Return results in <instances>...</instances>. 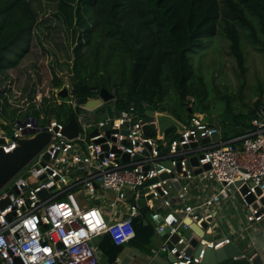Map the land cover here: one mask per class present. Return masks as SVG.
<instances>
[{
    "label": "built area",
    "instance_id": "1",
    "mask_svg": "<svg viewBox=\"0 0 264 264\" xmlns=\"http://www.w3.org/2000/svg\"><path fill=\"white\" fill-rule=\"evenodd\" d=\"M108 105L111 115L104 107L102 119L92 113L95 109L79 106L73 114L77 134L72 138L63 133L66 123L55 119L40 126L38 118L26 116L16 120L10 130L0 120V149L5 153L14 150L20 138L33 135L31 130L36 133L46 128L51 133L48 143L0 188V201H8L0 207V264H98L93 239L106 233L116 245L130 241L140 198L151 209L156 232L165 235L160 250L173 257L170 264H204L206 247L219 248L230 242L229 237H203L212 233L214 209L230 197H238L249 223L264 218V109L251 120L248 132L224 140L218 128L198 112L191 114L187 124L178 120L181 130L166 127L158 134L155 115L162 112L152 109L153 120L144 121L145 111L150 109L147 103L130 101L118 112ZM146 123L155 126L151 136L143 132ZM170 128L175 132L162 144ZM214 133L219 135L216 141L201 142ZM164 147L169 150L161 153ZM192 156L197 158L196 166L189 164ZM162 174L169 176L160 178ZM153 178L156 180L145 184ZM7 184L10 186L4 190ZM76 188L98 193L96 198L105 202L113 220L106 221L98 205L81 206ZM250 194L253 200L248 202ZM127 198L133 203L126 204L125 216L119 218L118 204ZM192 225L201 229L196 236L200 250L195 255L186 252L195 235L180 233ZM172 236L175 240L169 245Z\"/></svg>",
    "mask_w": 264,
    "mask_h": 264
},
{
    "label": "trees",
    "instance_id": "2",
    "mask_svg": "<svg viewBox=\"0 0 264 264\" xmlns=\"http://www.w3.org/2000/svg\"><path fill=\"white\" fill-rule=\"evenodd\" d=\"M33 2L0 0V82L1 75L15 68L29 52L39 25ZM58 9L62 21L75 34L81 27L70 63L68 97L62 98L70 106V115L104 87L114 93V100L108 104L116 112L126 108L130 101H143L150 109L179 121L188 120L192 113H201L210 125L216 126L204 78L195 72L188 52L201 48L203 41L212 38L218 29L241 69L245 62L244 39L264 52V0H80L74 10L62 3ZM51 82L58 89L63 86L56 76ZM33 88L24 93L30 101H34V95L30 96L31 91H36ZM15 93L9 94L5 102L0 99V107L8 103L20 109L27 103L26 97ZM261 109L263 96L246 113L234 116L239 129L222 138L227 140L248 132L251 120ZM137 219L138 216L133 221L134 237L149 241L155 233L153 225ZM99 246L109 261L115 259L119 246L108 234Z\"/></svg>",
    "mask_w": 264,
    "mask_h": 264
},
{
    "label": "rangeland",
    "instance_id": "3",
    "mask_svg": "<svg viewBox=\"0 0 264 264\" xmlns=\"http://www.w3.org/2000/svg\"><path fill=\"white\" fill-rule=\"evenodd\" d=\"M79 1L34 0L33 5L39 13V25L32 36L29 52L15 68L6 70L1 75V101L5 102L9 94L16 95L15 91L28 100L20 109L13 108L8 103L1 105L0 120L6 123V126H2L7 130L13 127L16 120L26 116L38 118L40 126H45L49 119L65 123L69 118L70 106L64 99L56 97L58 87H55L57 84L51 80L56 76L63 83L62 87L67 89L71 84L70 63L77 44L76 36L81 27L76 29L75 34L74 29L62 21L63 16L58 4L72 6L74 10ZM74 26L76 27V24ZM243 49L245 62L244 69H241L229 50L227 39L218 29L212 38L203 41L201 48L188 52L195 72L204 78L210 114L221 137L229 136L239 129L233 121L236 114L246 113L259 97H264V52L254 48L245 39ZM34 86L36 91L34 93L31 91L30 96L33 94L36 102L33 99L30 101L28 94H24ZM40 99L42 102L39 104ZM105 105L92 112L97 119L104 118ZM223 121H225L224 126ZM181 122L187 124V120L181 119ZM90 130L91 128L87 129V132ZM174 132V128L167 129L165 139L161 143L169 142ZM20 175L21 172L15 179ZM9 186L10 184H7L4 190ZM97 195L98 193L88 194L82 189L81 192L76 193V199L81 206L83 203L102 206V212L105 214L108 210L103 201H98ZM228 200L232 201L231 198ZM234 200L239 202L237 197ZM239 204L243 206L240 202ZM146 213L148 214V211ZM180 232L186 233L183 230Z\"/></svg>",
    "mask_w": 264,
    "mask_h": 264
},
{
    "label": "water",
    "instance_id": "4",
    "mask_svg": "<svg viewBox=\"0 0 264 264\" xmlns=\"http://www.w3.org/2000/svg\"><path fill=\"white\" fill-rule=\"evenodd\" d=\"M56 95L60 98L68 97V91L66 87H61L57 90ZM114 93L109 91L108 89L102 87L100 88L98 94L95 97H89L84 103L79 104L81 108L94 110L109 101L114 99ZM106 114L108 116L111 115L110 106H105ZM146 117L144 121H152L153 120V110L149 109L145 111ZM189 113H191V107L189 106ZM158 134H162V132L166 129V127H175L178 130H181L183 127L180 122L174 118L172 115L167 113H157L155 115ZM108 124L106 127H109ZM155 126L153 123H146L143 126V132L146 136H151ZM33 135L29 137H22L18 140L17 147L5 153L0 149V188L4 186L12 177H14L33 157L39 150H41L50 140L51 133L46 129L42 128V130L36 131L31 130ZM63 133L69 137H75L77 134V123L74 119L73 114L70 115L69 121L63 127ZM92 135L96 134V130H93ZM218 133H214L210 138H205L201 142L207 143L209 141H216L218 139ZM195 145V144H193ZM103 147H106L103 145ZM169 147H164L160 152L166 153L168 152ZM47 157V156H45ZM125 160L128 159V155L123 156ZM189 164L191 166H196L197 158L196 156H192L189 158ZM208 168V165L204 166ZM199 172V169L195 170V173ZM169 175L162 174L160 178H165ZM156 178L148 179L145 184L155 181ZM177 186V184L175 183ZM245 191V188L242 189V192ZM45 191H42L40 195H44ZM248 202L253 200V195L250 194L246 197ZM128 201L133 203V199L129 198ZM8 203L7 200L0 201V207L3 208ZM139 207L142 208V211L148 210V206L144 205V199L140 198L136 201ZM253 206H256V203L253 202ZM139 211V214L142 212ZM208 221H211L209 219ZM208 226L207 223H202L203 229H206ZM192 228L196 227L194 225L191 226ZM169 227L165 228V232H168ZM200 230V229H199ZM201 232V231H200ZM199 232V233H200ZM207 240H212L213 235L212 233H205L203 236ZM200 250V245L198 243L197 237L191 239L190 247L187 249V254H197ZM165 252V251H164ZM166 253V252H165ZM173 257L170 255V260ZM203 263L204 264H262L258 256L251 257L244 253V250L236 246L232 241L222 245L219 248H212L206 247L204 256H203Z\"/></svg>",
    "mask_w": 264,
    "mask_h": 264
},
{
    "label": "crops",
    "instance_id": "5",
    "mask_svg": "<svg viewBox=\"0 0 264 264\" xmlns=\"http://www.w3.org/2000/svg\"><path fill=\"white\" fill-rule=\"evenodd\" d=\"M177 184V183H176ZM175 187H177L175 185ZM81 188H76L75 193L81 192ZM193 192L201 195L200 192L193 190ZM61 198L63 197L60 196ZM237 196L230 197L232 201L228 199L220 203V207L214 209L215 213L211 221V230L213 239L221 237H229L236 246L244 250V253L254 257L258 256L261 263L264 264V218L261 221L255 223H249L246 220V211L243 206H240L237 200L234 198ZM229 198V199H230ZM238 198V197H237ZM118 204V217L122 218L125 216V209L127 208V203ZM196 199H194L195 201ZM193 201V202H194ZM192 203V202H191ZM241 203V202H240ZM154 204L158 206L160 204L159 199L154 201ZM242 204V203H241ZM105 208L108 210L107 213H103L105 220L111 222L113 218L111 217V212L107 205ZM138 205V204H137ZM102 211V206H99ZM139 211H142V208L139 207ZM160 212L164 210L159 209ZM137 213L138 219L137 222L142 220L144 224H152L155 229V223L151 219L150 213L151 209L148 207V214L146 211H142L139 214ZM186 233L180 232L182 235L190 236L195 235V237L201 234V229L199 228H188L184 229ZM200 232V233H199ZM106 235L100 234L93 239V245L97 250L98 255V264H170V255L163 250H160L162 242L165 240V235H161L156 232L154 235L146 241L143 237H133L130 241L123 243L119 246V251L113 261H109L108 255H106L100 248V243L102 237ZM175 240V236H172L168 241L169 245L172 244Z\"/></svg>",
    "mask_w": 264,
    "mask_h": 264
}]
</instances>
